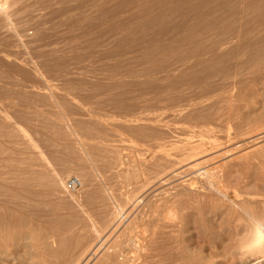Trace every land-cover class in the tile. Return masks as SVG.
Masks as SVG:
<instances>
[{
    "label": "rangeland",
    "instance_id": "rangeland-1",
    "mask_svg": "<svg viewBox=\"0 0 264 264\" xmlns=\"http://www.w3.org/2000/svg\"><path fill=\"white\" fill-rule=\"evenodd\" d=\"M263 200L264 0H0V264H238Z\"/></svg>",
    "mask_w": 264,
    "mask_h": 264
},
{
    "label": "clouds",
    "instance_id": "clouds-1",
    "mask_svg": "<svg viewBox=\"0 0 264 264\" xmlns=\"http://www.w3.org/2000/svg\"><path fill=\"white\" fill-rule=\"evenodd\" d=\"M238 212L243 217L242 230L228 239L224 247L229 258L246 264L250 258L264 254V214L245 207L238 208Z\"/></svg>",
    "mask_w": 264,
    "mask_h": 264
},
{
    "label": "bare ground",
    "instance_id": "bare-ground-1",
    "mask_svg": "<svg viewBox=\"0 0 264 264\" xmlns=\"http://www.w3.org/2000/svg\"><path fill=\"white\" fill-rule=\"evenodd\" d=\"M201 130V129H200ZM197 131V130H196ZM201 132H203L204 133V131H202L201 130ZM201 132L200 133H198V135L200 136V135H202L201 134ZM197 133V132H196ZM205 133H207L206 131H205ZM204 135V134H203ZM202 135V136H203ZM199 136H197V137H199ZM202 138V137H201ZM204 138V137H203ZM202 138V139H203ZM206 138H207V136H206ZM206 138H204L203 140L205 141L206 140ZM195 139H196V137H195ZM200 139V138H199ZM198 140V139H197ZM212 140V139H211ZM173 141V140H172ZM187 141V140H186ZM185 141V142H186ZM195 141L196 140H193V142L195 143ZM207 141V140H206ZM188 142V141H187ZM190 142V141H189ZM192 142V141H191ZM190 142V143H191ZM197 142V141H196ZM217 142V141H216ZM190 143H188V146L186 145V147L185 148H183V145H182V152H180L179 154V156H177V157H175V159H171L172 161H173V163H174V166H176V168H175V170H179L178 172H179V174H180V172H184V171H188V175H191V177L190 178H188V180H193V179H195V177H198V176H200L201 174H202V172H200V169L199 168H197V169H195L196 167H198V165H201L202 164V156H204V155H202V154H204L205 152H204V146H203V141H201V140H199L196 144H190ZM210 144V146L211 145H213V143H214V141H212L211 143L210 142H207V144ZM157 144V143H156ZM205 144V143H204ZM172 146V145H171ZM209 146V147H210ZM214 146V145H213ZM212 146V147H213ZM179 146H177V149H179L178 148ZM212 147L210 148L211 150H214L215 148H213L212 149ZM174 148V147H173ZM175 149V148H174ZM181 149V148H180ZM255 149V148H254ZM209 150V149H208ZM173 151V150H172ZM179 151V150H178ZM207 152V151H206ZM165 153V152H164ZM168 153V152H167ZM216 153V152H215ZM213 154V153H212ZM228 154V153H227ZM242 154V153H241ZM169 155H170V153H169ZM168 155V156H169ZM172 155H173V153H172ZM178 155V154H177ZM208 155V154H207ZM216 155V154H215ZM166 156H167V154H166ZM206 156V155H205ZM163 157H164V154H163ZM173 157H174V155H173ZM172 157V158H173ZM209 159V158H208ZM210 160V159H209ZM208 161V160H207ZM148 165V164H147ZM204 165V164H203ZM205 166V165H204ZM203 167V166H202ZM201 170H202V168H201ZM217 170V169H216ZM162 172V171H161ZM178 172L176 173V171H175V173L174 174H176V175H178ZM182 173H181V175H182ZM205 174V173H204ZM211 174V173H210ZM171 176V175H170ZM172 176H174V175H172ZM179 177V176H178ZM63 178V177H62ZM167 178V177H166ZM203 178V177H202ZM210 178V175H209V177H208V179ZM211 179V178H210ZM209 179V180H210ZM61 180V179H60ZM214 180V179H213ZM63 181V180H62ZM161 181H162V179H161ZM164 181V180H163ZM184 181V180H183ZM61 182V181H60ZM188 182V181H187ZM213 183V181H210V183ZM218 182V181H217ZM162 183V182H161ZM164 183V182H163ZM205 183H206V180H205ZM211 183V184H212ZM181 184H183V183H181ZM222 184V183H221ZM220 183H216L215 182V186H216V188L215 189H218V190H222L223 188H225V187H222V185H221ZM58 185V184H57ZM170 185V184H169ZM184 186V185H183ZM185 186H186V184H185ZM225 186V185H224ZM161 187V186H160ZM211 187V186H210ZM181 188H183V187H181ZM212 188H214V187H212ZM158 189V188H157ZM186 189H188V187L186 188ZM181 189H179V190H177L176 189V191L178 192V191H180ZM189 190V189H188ZM209 190V189H208ZM194 191V190H193ZM226 192V191H225ZM176 193V192H175ZM174 193V194H175ZM178 194H180V192L178 193ZM178 194H176V196L178 195ZM175 196V197H176ZM180 196V195H179ZM158 199V198H157ZM164 199V198H163ZM165 200V199H164ZM163 201V200H162ZM169 201V200H168ZM251 201V200H250ZM255 201V200H254ZM264 201V200H263ZM165 203L167 202V201H164ZM241 202V201H240ZM256 202V201H255ZM260 202V201H259ZM159 204V203H158ZM161 204V203H160ZM159 204V205H160ZM164 204V203H163ZM260 204V203H259ZM263 204V203H262ZM171 205V204H170ZM156 206H158V205H156ZM155 206V207H156ZM167 206V205H166ZM165 205L163 206L162 204L160 205V206H158V207H156V208H158V210L161 208L162 209V207H166ZM168 206H169V204H168ZM262 206H264V205H262ZM241 207V206H240ZM243 207V206H242ZM247 207V206H246ZM249 207H250V205H249ZM248 207V208H249ZM167 208V207H166ZM169 209H167V210H161V213H164V214H162L165 218H167V219H171L173 216H174V211L172 210V209H170V207H168ZM264 208V207H263ZM173 209H174V207H173ZM150 210V209H149ZM152 210V209H151ZM264 211V210H263ZM262 211V212H263ZM160 213V214H161ZM162 216V217H163ZM161 217V218H162ZM155 218V217H154ZM160 218V219H161ZM174 218V217H173ZM159 221V220H158ZM145 224V223H144ZM115 225V224H114ZM143 228V227H142ZM97 230V229H96ZM133 230V229H132ZM110 233V232H109ZM83 234V233H82ZM108 237L110 236L109 234L107 235ZM79 237V236H78ZM105 237V236H104ZM103 237V238H104ZM99 239V238H98ZM107 240V239H106ZM103 241H105V238H104V240ZM101 245V244H100ZM99 246H97L95 249H93V252H90L89 254L91 255V256H94L95 255V252L96 251H98L99 249ZM89 252V251H88ZM89 255H87V257L86 258H84L85 260L84 261H82L81 262V264H87L86 262L89 260V258L90 257H88ZM117 262V261H116ZM112 264H113V261H112ZM115 264V263H114ZM125 264V263H124Z\"/></svg>",
    "mask_w": 264,
    "mask_h": 264
},
{
    "label": "built area",
    "instance_id": "built-area-1",
    "mask_svg": "<svg viewBox=\"0 0 264 264\" xmlns=\"http://www.w3.org/2000/svg\"><path fill=\"white\" fill-rule=\"evenodd\" d=\"M82 186V183L79 178L72 176L69 177L66 181V187L69 192L76 193Z\"/></svg>",
    "mask_w": 264,
    "mask_h": 264
}]
</instances>
